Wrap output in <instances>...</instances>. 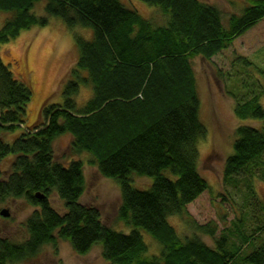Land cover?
<instances>
[{
    "label": "trees",
    "instance_id": "16d2710c",
    "mask_svg": "<svg viewBox=\"0 0 264 264\" xmlns=\"http://www.w3.org/2000/svg\"><path fill=\"white\" fill-rule=\"evenodd\" d=\"M41 1L47 17L62 20L69 29H90L92 39L75 38L78 58L62 91L63 105L45 107L43 124L35 128L25 127L31 90L0 58V163L9 162L7 170H0V201L24 199L38 209L24 223L23 243L0 238V264H29L43 247L55 248L58 242L68 243L78 256L98 245L105 264H264V244L254 245L264 234V222L256 217L250 235L236 228L213 248L196 236L182 240L168 224L170 217L187 216L186 208L209 189L197 171V143L206 129L198 117L191 61L200 57L209 62L229 49L264 19V0H244L241 15L231 16L225 25L216 7L199 0H139L169 17L161 27L118 0H0V13L10 16L0 28V46L47 26L46 17L31 13ZM236 62L251 66L243 57ZM251 78L254 90L248 98L238 100L231 93L237 101L234 115L264 120V93ZM81 85L91 86L92 96L79 109L75 98ZM65 134L71 138L70 159L87 153L101 178L118 181L117 222L149 233L162 247L158 257L145 258L148 247L137 230L115 232L102 223L95 206L79 203L86 186L83 164L69 161L64 166L54 157L53 144ZM235 135L233 154L223 168L224 184L264 170V129L240 127ZM4 138L15 139L8 144ZM133 173L153 179L148 191L131 188ZM54 192L64 202L63 216L49 204ZM190 222L214 237L215 225Z\"/></svg>",
    "mask_w": 264,
    "mask_h": 264
},
{
    "label": "rangeland",
    "instance_id": "374dc122",
    "mask_svg": "<svg viewBox=\"0 0 264 264\" xmlns=\"http://www.w3.org/2000/svg\"><path fill=\"white\" fill-rule=\"evenodd\" d=\"M118 1L124 7L137 12L154 27L165 26L169 22V17L163 16L159 8L148 6L139 0ZM199 1L216 7L222 15L224 25L231 16L241 15L240 11L245 6L244 0H229L233 3L227 0ZM31 13L36 17H46L47 26L22 32L16 39L0 46L3 64L9 68L15 79L29 87L32 93L26 110V128L43 124L42 110L45 107L63 105L62 91L72 79L71 70L78 58L75 38L80 37L85 41L92 39L90 29H69L62 20L47 17L45 1L35 4ZM8 18V14L0 13V28ZM237 57L247 59L251 66L247 68L237 63ZM191 62L199 99L198 117L206 129L205 138L197 143V171L209 189L186 208L187 216L170 217L168 224L182 240L196 236L213 248L217 239L229 232L234 233L236 228L246 236L250 235L256 228L255 217L264 222L263 169L257 170L252 178L241 175L234 178L230 184H224L222 181L225 161L233 154L232 145L236 140V129H264V120L236 118L234 108L237 101L233 98L237 94L238 100L248 98V94L254 90L250 86L251 77L257 88L264 93V19L211 61L197 57ZM91 96V86L81 85L75 98L77 107L83 108ZM260 106L264 110V94L261 95ZM69 136L65 134L57 138L53 151L55 161L64 166L69 161H79L83 164L86 186L79 203L95 206L100 212L102 223L115 232L129 234L137 230L148 247L145 258L158 257L162 247L149 233L117 222L116 213L120 204L118 181L101 178L92 164L93 157L87 153L69 158ZM14 139L4 138L8 144ZM8 165V161L0 163V170H7ZM129 178L131 188L138 191H148L153 183L151 177H141L135 173ZM49 204L60 215L66 214L64 202L59 200L55 192L50 195ZM2 210H7L9 217L0 216V238L23 243L27 239L24 223L38 209L28 206L24 199H6L0 201V211ZM190 221L197 225H215L214 237L210 238L198 232ZM230 240L239 242L235 237H230ZM263 244L264 234L254 242L257 248ZM100 255L101 249L98 245L94 246L89 254L78 256L68 243L58 242L55 248L43 247L36 259L29 264H105Z\"/></svg>",
    "mask_w": 264,
    "mask_h": 264
},
{
    "label": "water",
    "instance_id": "95a60500",
    "mask_svg": "<svg viewBox=\"0 0 264 264\" xmlns=\"http://www.w3.org/2000/svg\"><path fill=\"white\" fill-rule=\"evenodd\" d=\"M39 199H42L43 197L42 196H37ZM0 216L3 217V218H8L9 217V213L7 210H2L0 211Z\"/></svg>",
    "mask_w": 264,
    "mask_h": 264
},
{
    "label": "crops",
    "instance_id": "0c3cea01",
    "mask_svg": "<svg viewBox=\"0 0 264 264\" xmlns=\"http://www.w3.org/2000/svg\"><path fill=\"white\" fill-rule=\"evenodd\" d=\"M229 3H233V2H230L229 0H227Z\"/></svg>",
    "mask_w": 264,
    "mask_h": 264
}]
</instances>
